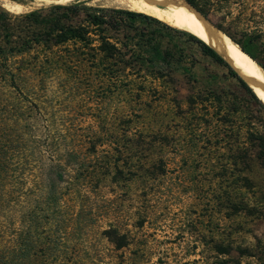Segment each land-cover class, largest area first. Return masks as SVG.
Wrapping results in <instances>:
<instances>
[{
	"label": "rangeland",
	"instance_id": "rangeland-1",
	"mask_svg": "<svg viewBox=\"0 0 264 264\" xmlns=\"http://www.w3.org/2000/svg\"><path fill=\"white\" fill-rule=\"evenodd\" d=\"M120 2L0 17L9 58L43 64L14 82L0 55V264H264V108L189 31ZM196 2L264 47V0Z\"/></svg>",
	"mask_w": 264,
	"mask_h": 264
},
{
	"label": "trees",
	"instance_id": "trees-1",
	"mask_svg": "<svg viewBox=\"0 0 264 264\" xmlns=\"http://www.w3.org/2000/svg\"><path fill=\"white\" fill-rule=\"evenodd\" d=\"M188 1L192 5L198 7L196 0H188ZM69 7L71 9H74L73 13H75V14L80 13V6L78 4H74V5L69 6ZM85 7H87V6H85ZM87 9L91 10V12H89V10H88V12H86V15L89 18L90 22L93 23L94 25H100V24L111 25V22L114 21L112 19H114L115 17L111 16L110 14L107 13L108 12L107 8H87ZM199 10L202 11L207 16V13H205L202 9L199 8ZM114 12H116L117 16L125 15L126 17H129L133 20L144 19V20H154V21L160 22V20H158V18L151 16V15H148V14H145V13H142V12L129 11V10H123V9H117V10H114ZM3 13H4V15H7L9 12H7L5 10L0 12V17L3 16ZM187 33L194 41H196L199 44V46H200V48L204 54L212 57L215 61H217L219 63L228 65L227 62L225 61V58L215 48L208 45L205 41H203L198 36H196L190 32H187ZM87 34H88V31L85 30V28H82V29H78L76 27L70 28L69 34H67V36L64 37V40H68L71 38L79 39V40H86ZM226 34L234 42H236L247 54H249L252 57V59H254V61H256L259 65H261L264 68V47L260 42V37L253 36V37H249L246 39H239V38H236L233 34H231L229 32H226ZM0 37H1V32H0ZM107 39H108L107 37L102 38V43L105 45V47L104 46H103V48L100 47V49L103 51L108 50L111 47H114L110 43V41H108ZM64 40H62V41H64ZM158 54L160 55V53H158ZM0 55L4 57L3 62H2L3 71L6 72L7 74H9V76L14 80V82L16 81V79L18 80V78L21 75L23 76L24 72H27V71L33 70V69H37V67H39V66H43V64H39L38 62H22V61L11 60L9 58L8 51L4 48V46L2 44H0ZM230 72L232 73V75L236 76L239 79L242 87L250 94L251 98L254 99L256 102H258L264 108V102L258 97V95L248 85V83H246L243 79H241L238 76V74L236 73V71L233 70L231 67H230ZM261 143H262L261 144L262 145V147H261L262 148V154L260 153V157L264 161V139H262ZM15 144H17V145H15ZM25 144H26V142L24 143V145H22L23 149L25 150V158L23 159V161H24V165L29 168L32 163L30 162V158L26 155L28 148H26ZM10 145L12 148L19 147V143H14L13 141L11 142ZM260 151H261V149H260ZM244 153H246V151ZM57 166L61 169V171H64V167H62L61 164H58ZM79 170H80V172H79L80 175L87 176V174H86L88 171L87 166L85 167L82 163H80L79 164ZM60 177L63 178L62 172L60 173Z\"/></svg>",
	"mask_w": 264,
	"mask_h": 264
},
{
	"label": "bare ground",
	"instance_id": "bare-ground-1",
	"mask_svg": "<svg viewBox=\"0 0 264 264\" xmlns=\"http://www.w3.org/2000/svg\"><path fill=\"white\" fill-rule=\"evenodd\" d=\"M120 3L132 10L154 16L175 27L187 30L211 45L223 46L235 64L245 74L264 83V72L258 70L256 67L257 63L250 56L244 53L228 36H224L221 39L210 36L203 22L185 6L169 4L165 8H160L147 0H121ZM255 93L264 102V90L257 87L255 88Z\"/></svg>",
	"mask_w": 264,
	"mask_h": 264
},
{
	"label": "water",
	"instance_id": "water-1",
	"mask_svg": "<svg viewBox=\"0 0 264 264\" xmlns=\"http://www.w3.org/2000/svg\"><path fill=\"white\" fill-rule=\"evenodd\" d=\"M151 4L157 5L160 8H165L169 4H175L179 6H185L187 9H189L191 12H193L205 25L208 33L210 36L221 39L224 36H228L226 33H224L219 26H217L215 23H213L205 14H203L196 6L189 3L188 0H147ZM229 37V36H228ZM230 38V37H229ZM230 40L234 42L231 38ZM204 41V40H203ZM206 42V41H205ZM208 45L215 48L224 58L227 64L236 71L238 76L243 79L248 85L255 91V88H261L264 90V83L257 78H254L252 76H249L245 74L232 60L230 55L228 54L227 50L223 46H216L211 45L210 43L206 42ZM237 44L236 42H234ZM238 45V44H237ZM239 46V45H238ZM240 47V46H239ZM240 49L246 53L241 47ZM247 54V53H246ZM249 55V54H247ZM250 56V55H249ZM251 57V56H250ZM252 58V57H251ZM254 60V59H253ZM256 62V61H255ZM257 63V62H256ZM258 64V63H257Z\"/></svg>",
	"mask_w": 264,
	"mask_h": 264
},
{
	"label": "clouds",
	"instance_id": "clouds-1",
	"mask_svg": "<svg viewBox=\"0 0 264 264\" xmlns=\"http://www.w3.org/2000/svg\"><path fill=\"white\" fill-rule=\"evenodd\" d=\"M73 0H32L29 6L20 4L18 0H0V7H3L10 14L19 16L40 8H50L53 5H69Z\"/></svg>",
	"mask_w": 264,
	"mask_h": 264
}]
</instances>
